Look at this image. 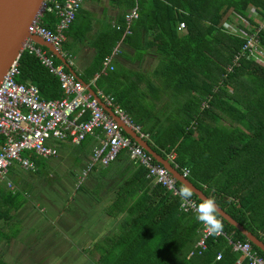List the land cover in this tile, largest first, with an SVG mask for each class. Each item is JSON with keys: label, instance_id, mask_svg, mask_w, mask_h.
<instances>
[{"label": "trees", "instance_id": "trees-1", "mask_svg": "<svg viewBox=\"0 0 264 264\" xmlns=\"http://www.w3.org/2000/svg\"><path fill=\"white\" fill-rule=\"evenodd\" d=\"M137 2L139 16L132 34L124 39L134 47L138 40L139 48L156 47L162 56L161 90L181 100L180 106L165 122H144L148 110L131 94L136 82L115 84L121 76L116 67L99 74L97 87L112 94L149 132L146 141L159 156L170 160L173 154L170 162L180 173L187 168L186 178L264 242V66L251 57L233 64L245 41L239 29L248 31L264 22V0ZM53 16L45 13L42 23L54 27ZM231 17L236 18L234 24L225 29L223 23H232ZM179 22L185 25L182 31L177 29ZM113 31L107 45L97 50L93 72H100L104 57L122 35ZM259 34L264 47V28ZM55 62L60 60L55 57ZM19 69L18 81L36 85L43 98L64 95L57 76L36 55L23 51ZM147 84L151 93L162 95L159 85ZM146 175V168L137 165L120 189L121 194L138 193V199L118 230L100 238V264H247L224 236L247 240L243 233L221 218L225 234L204 236L196 216L178 209L179 198L152 184ZM177 185L182 186L179 181ZM192 197L202 201L195 194ZM201 238L205 248H193ZM252 246L264 257L260 248ZM192 248L194 255L187 257Z\"/></svg>", "mask_w": 264, "mask_h": 264}, {"label": "crops", "instance_id": "crops-1", "mask_svg": "<svg viewBox=\"0 0 264 264\" xmlns=\"http://www.w3.org/2000/svg\"><path fill=\"white\" fill-rule=\"evenodd\" d=\"M132 1L138 5L137 0ZM133 5L128 0H83L59 49L64 61L54 62L75 73L86 89L88 85L95 93H104L96 85L97 78L94 77L98 72H93L94 59L97 50L105 47L109 35L117 30V24L121 26L117 31L122 32L123 16ZM55 22L53 16L52 24ZM135 43L137 47L125 39L121 43V52L114 58L121 76L115 84L124 82V77L131 75L126 81L137 85L131 90L132 97L141 101L145 90L153 92L148 82L159 85L162 56L154 46L143 49L139 48L140 40ZM152 99L155 100L152 102L154 109L148 110L144 122L167 121L181 101L173 99L169 93H163L160 99ZM140 128L149 139V132L141 125ZM101 137L102 132L96 130L77 145L68 139L55 141L56 156H32L37 164L35 172L18 164L10 167L7 179L13 188L0 179V264H100V238L118 230L119 222L138 199V193L121 194L125 180L137 166L126 151H121L108 166L95 167L93 174L78 183L80 171ZM76 160L77 166L73 164ZM166 160L171 164V160ZM190 251L187 257L192 256Z\"/></svg>", "mask_w": 264, "mask_h": 264}, {"label": "built area", "instance_id": "built-area-1", "mask_svg": "<svg viewBox=\"0 0 264 264\" xmlns=\"http://www.w3.org/2000/svg\"><path fill=\"white\" fill-rule=\"evenodd\" d=\"M83 0H43L37 15L29 22L27 30L29 34L40 37L56 49H60L66 38V31L74 21ZM255 12V11H253ZM45 13H52L55 17L54 27H48L42 23ZM139 16V7L134 4L124 14V26L122 35L116 40L111 52L102 61L100 73L106 74L115 68L114 58L121 52V43L126 35L131 33V23ZM231 24V25H230ZM232 23H223L225 29L231 28ZM185 25L179 22L177 29L184 30ZM264 28V22L257 28L248 31L239 29L244 43L239 53L235 55L233 64L243 58H253L264 66V47L260 40V30ZM120 30L121 26L116 25ZM23 51L32 53L38 57L41 64L48 71L57 76L64 95L60 98L45 99L40 95L39 89L34 84L18 81L20 74L19 58ZM55 55L26 38L21 46L19 54L11 62L0 80V179L6 180L7 186L13 188L7 174L14 164L21 168L35 172L37 164L32 155L42 158H50L58 154L55 141L69 140L72 144H80L89 134L96 130L102 132V137L92 147L88 162L80 171L78 183H82L89 172L95 167H106L112 163L121 151H126L129 159L136 165L143 166L147 170V177L154 180L166 189L172 196L179 198V210L192 212L196 215V199L185 202L178 194L180 187L176 178L170 171L157 161L154 156L146 151L135 139H133L124 127L137 133L146 140L148 134L141 131L129 113L115 101L114 96L99 91L98 98L110 108L117 119L107 111L85 88L83 82L73 72L66 71L62 64L54 62ZM228 70L231 69L229 65ZM174 155L170 154V160ZM183 174H188V169H183ZM221 220V216H218ZM200 223V222H199ZM200 230L204 236L210 235L205 226L200 223ZM224 230L220 235H224ZM215 235V236H220ZM227 243L234 252H238L247 264H264V257L253 248L249 240L234 239L228 234L224 235ZM193 248H205V239H198ZM190 254H194V249ZM221 253L216 255L219 259ZM239 264V261L236 262Z\"/></svg>", "mask_w": 264, "mask_h": 264}, {"label": "water", "instance_id": "water-1", "mask_svg": "<svg viewBox=\"0 0 264 264\" xmlns=\"http://www.w3.org/2000/svg\"><path fill=\"white\" fill-rule=\"evenodd\" d=\"M43 0H0V80L5 71L19 54L23 41L26 38L32 39L35 43L45 46L51 51L55 57L64 61L60 50L54 48L49 43L42 40L40 37L29 34L27 26L29 22L37 15ZM87 89L91 92L93 97L98 98L96 93L86 85ZM99 99V98H98ZM99 102L104 108L109 111L116 119L109 107H107L100 99ZM124 130L135 139L146 151L151 153L154 158L164 165L174 177L183 185H189L194 191V194L200 199L209 198L201 189L193 185L183 174L175 169L168 160L159 156L147 143L134 131L124 127ZM218 215L226 219L231 225L236 227L246 238L256 245L264 252V242L255 236L251 231L247 230L242 224L231 217L223 208L217 203Z\"/></svg>", "mask_w": 264, "mask_h": 264}, {"label": "clouds", "instance_id": "clouds-1", "mask_svg": "<svg viewBox=\"0 0 264 264\" xmlns=\"http://www.w3.org/2000/svg\"><path fill=\"white\" fill-rule=\"evenodd\" d=\"M178 194L183 201L191 202L194 191L191 186L183 185L178 190ZM194 207L196 215L192 212L190 213L196 216L197 220L208 230V233L210 235H220L223 231V223L218 218L220 215H218L219 210L215 200L213 198L203 199L198 205H195Z\"/></svg>", "mask_w": 264, "mask_h": 264}, {"label": "rangeland", "instance_id": "rangeland-1", "mask_svg": "<svg viewBox=\"0 0 264 264\" xmlns=\"http://www.w3.org/2000/svg\"><path fill=\"white\" fill-rule=\"evenodd\" d=\"M252 15H255L254 13H252ZM232 18V22H234L235 21V17H231ZM43 19V18H42ZM234 20V21H233ZM237 21V23H241L242 25H245L244 24V22H241V21H239L238 19L236 20ZM236 23V24H237ZM51 52V51H50ZM123 83H128L127 81H125V82H123ZM161 84H162V82L160 83L159 82V93L160 94H163V92H162V87H161ZM160 97H161V95H158V94H156V93H151V92H147L146 90H145V92L143 93V94H141V104L143 105V106H145V108L147 109V110H153L154 108L152 107V102H154L155 100H153L152 98H154V99H160ZM72 148H74V149H80L81 148V146H72ZM77 160H79L80 162H81V159L80 158H77ZM77 160H76V162L75 163H73L74 165H78V162H77ZM70 164L68 163V166H69ZM93 171H94V169L93 170H91L90 172H89V174H88V176L90 175V174H93ZM81 184V183H80ZM93 202V201H92Z\"/></svg>", "mask_w": 264, "mask_h": 264}, {"label": "flooded vegetation", "instance_id": "flooded-vegetation-1", "mask_svg": "<svg viewBox=\"0 0 264 264\" xmlns=\"http://www.w3.org/2000/svg\"><path fill=\"white\" fill-rule=\"evenodd\" d=\"M176 169V168H175ZM171 173V172H170ZM172 174V173H171ZM173 175V174H172ZM174 176V175H173ZM177 180V179H176ZM178 181V180H177Z\"/></svg>", "mask_w": 264, "mask_h": 264}]
</instances>
